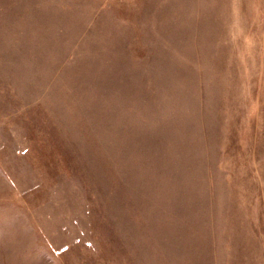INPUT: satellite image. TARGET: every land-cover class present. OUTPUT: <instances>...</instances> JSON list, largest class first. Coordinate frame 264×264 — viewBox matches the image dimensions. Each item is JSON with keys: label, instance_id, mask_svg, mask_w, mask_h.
Instances as JSON below:
<instances>
[{"label": "rangeland", "instance_id": "1", "mask_svg": "<svg viewBox=\"0 0 264 264\" xmlns=\"http://www.w3.org/2000/svg\"><path fill=\"white\" fill-rule=\"evenodd\" d=\"M0 264H264V0H0Z\"/></svg>", "mask_w": 264, "mask_h": 264}]
</instances>
